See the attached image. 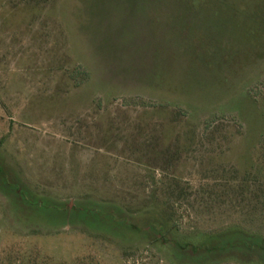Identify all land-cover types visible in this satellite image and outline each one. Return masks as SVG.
I'll return each instance as SVG.
<instances>
[{"label":"rangeland","instance_id":"rangeland-1","mask_svg":"<svg viewBox=\"0 0 264 264\" xmlns=\"http://www.w3.org/2000/svg\"><path fill=\"white\" fill-rule=\"evenodd\" d=\"M0 264H264V0H0Z\"/></svg>","mask_w":264,"mask_h":264},{"label":"trees","instance_id":"trees-1","mask_svg":"<svg viewBox=\"0 0 264 264\" xmlns=\"http://www.w3.org/2000/svg\"><path fill=\"white\" fill-rule=\"evenodd\" d=\"M151 225H152V227L155 226V224H153L152 222H151ZM158 227H159L158 232L160 233V235L165 234V233H163V231H165V224L161 223V224H159Z\"/></svg>","mask_w":264,"mask_h":264}]
</instances>
